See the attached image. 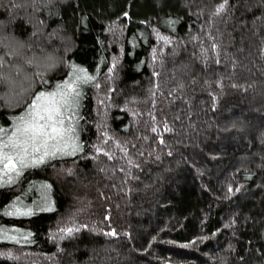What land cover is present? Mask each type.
Instances as JSON below:
<instances>
[{"label": "trees", "instance_id": "16d2710c", "mask_svg": "<svg viewBox=\"0 0 264 264\" xmlns=\"http://www.w3.org/2000/svg\"><path fill=\"white\" fill-rule=\"evenodd\" d=\"M222 2L0 0V147L79 93L75 153L0 172V264H264V0Z\"/></svg>", "mask_w": 264, "mask_h": 264}, {"label": "snow or ice", "instance_id": "6c2138e0", "mask_svg": "<svg viewBox=\"0 0 264 264\" xmlns=\"http://www.w3.org/2000/svg\"><path fill=\"white\" fill-rule=\"evenodd\" d=\"M228 0H223L221 4L216 8L214 15H220L225 11ZM165 42H167L166 38ZM216 45L213 44V50L216 49ZM219 63V60L216 61ZM77 72L84 73L83 69H76ZM77 79H83L86 83L91 80L92 77L84 73L83 77H77ZM67 88V85L62 86ZM79 93L76 92L75 95L69 92H57L45 94L43 92L39 93L35 97L32 109L26 116L19 117L16 124V130L8 138L7 141L3 142L2 147H0V172L5 176L10 173H16L19 175L17 169V163H19L20 168L27 166L26 157L31 153H39L41 148L44 149L42 155L37 159L31 161L32 165L42 164L44 158L47 156H54L55 151L49 152L47 149L49 147V141L54 142L53 147L60 144L61 141H65V138L69 132H72V128L65 129L63 127L64 120L62 118V109H67L76 103V97ZM57 97H59L57 99ZM170 131V129H167ZM156 132V128L152 129ZM163 142V141H161ZM68 145L65 144V147ZM57 151H61L62 154L72 155L77 150L76 145H72L71 152H64L63 149L57 147ZM107 155V154H106ZM111 158V157H109ZM18 215H29L30 213H20L17 210ZM71 234L72 229L67 230ZM110 235H115V233H110Z\"/></svg>", "mask_w": 264, "mask_h": 264}, {"label": "rangeland", "instance_id": "374dc122", "mask_svg": "<svg viewBox=\"0 0 264 264\" xmlns=\"http://www.w3.org/2000/svg\"><path fill=\"white\" fill-rule=\"evenodd\" d=\"M74 89H75L74 87H67V88H63V89L60 90V91H56V92H54V93H57V92H65V91H66V92H69V93H73V90H74ZM58 98H59V97H57V99H58ZM32 105H33V104H32ZM31 109H32V106L30 107L29 112L31 111ZM29 112H28V113H29ZM62 114H63V113H62ZM69 118H70V117H69ZM71 123H73L72 120H71ZM69 126H70V124H69ZM53 144H54V142L49 141V147H48V149H47L49 152H53V151H55L56 153H57V152L60 153L61 151H57V150H56L57 147L63 149L64 152H67L68 149H69V148H68L69 145L66 143V140H65V141H61L60 144L57 145L56 147H53ZM65 144H67L68 146L65 147ZM66 150H67V151H66ZM61 153H62V152H61ZM39 156H40L39 153H31L30 155H28V156L26 157L27 166H26V167H23V168H20L19 163H17L18 171H20L19 174L21 173V171L27 169L28 167L35 166V165H32L31 161H32L33 159H37ZM47 157H48V156H47ZM47 157L44 158V161L47 160ZM10 174H11V173H10ZM10 174H9L8 176H5V175L2 173V177L6 179V178H8V177L10 176ZM2 181H4V179H2ZM37 200H38V198L36 199V201H37ZM38 202H39V201H38Z\"/></svg>", "mask_w": 264, "mask_h": 264}]
</instances>
